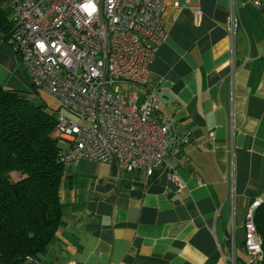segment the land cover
<instances>
[{"label": "crops", "instance_id": "0c3cea01", "mask_svg": "<svg viewBox=\"0 0 264 264\" xmlns=\"http://www.w3.org/2000/svg\"><path fill=\"white\" fill-rule=\"evenodd\" d=\"M229 6L165 0L147 85L156 115L189 141L150 177L121 180L114 164L87 159L69 166L52 264H248L245 214L264 190V0H234L233 43ZM22 69L0 36V84L21 88Z\"/></svg>", "mask_w": 264, "mask_h": 264}, {"label": "built area", "instance_id": "2783aa9c", "mask_svg": "<svg viewBox=\"0 0 264 264\" xmlns=\"http://www.w3.org/2000/svg\"><path fill=\"white\" fill-rule=\"evenodd\" d=\"M6 1L14 23L10 40L31 84L60 103L54 113L59 161L66 166L85 159L111 163L121 180L125 172L142 170L150 177L172 168L166 157L189 136L178 135L172 119L160 120L156 90L147 85L149 64L165 38V0H92L97 11L91 14L84 7L88 0ZM226 27L233 43L238 27L234 0ZM169 176L184 186L176 172ZM262 203L264 190L245 214L248 264H262V240L254 223ZM24 264L43 263L26 257Z\"/></svg>", "mask_w": 264, "mask_h": 264}, {"label": "trees", "instance_id": "16d2710c", "mask_svg": "<svg viewBox=\"0 0 264 264\" xmlns=\"http://www.w3.org/2000/svg\"><path fill=\"white\" fill-rule=\"evenodd\" d=\"M13 24L7 1L0 0L1 38L10 40ZM27 93L0 84V264H24L26 257L52 264L49 251L66 217L61 196L66 165L59 161L54 135L60 108L48 111ZM254 223L264 264V203Z\"/></svg>", "mask_w": 264, "mask_h": 264}, {"label": "rangeland", "instance_id": "374dc122", "mask_svg": "<svg viewBox=\"0 0 264 264\" xmlns=\"http://www.w3.org/2000/svg\"><path fill=\"white\" fill-rule=\"evenodd\" d=\"M22 70H23V69H22ZM23 72H25V71L23 70ZM24 74H25V76H26V78H27V81H26V84H21V88H20V89H21V90H24V91H26V92H28L27 95H28L30 101H31L33 104H36V105H37V104H40V103H44V104L46 105V108H47L48 111H51V112L56 111V110L60 107V103H59V101H58V100H57L52 94L47 93L46 91H43V90H41V89H36V88H34V87L31 85V82H30V79H29L28 74H27L26 72H25ZM62 110H63L65 113L71 115V114L68 113L64 108H62ZM71 116H73V118H74L77 122H79V123H81V124H87V120H86L85 118H83V117L78 118V117H76V116H74V115H71ZM67 168H71V167H69V166H65V168H64L65 174L68 173ZM11 176H12V178H16V177H17V176L14 175V174H12ZM81 182H84V181H82V180H79V181H78V183H81ZM74 183H75V182H74ZM64 192H65V189H62V190H61L62 201H65V200H64V199H65Z\"/></svg>", "mask_w": 264, "mask_h": 264}, {"label": "clouds", "instance_id": "9594fccd", "mask_svg": "<svg viewBox=\"0 0 264 264\" xmlns=\"http://www.w3.org/2000/svg\"><path fill=\"white\" fill-rule=\"evenodd\" d=\"M89 13L97 11L96 5L92 2V0H88V3L84 6ZM39 46V45H38Z\"/></svg>", "mask_w": 264, "mask_h": 264}]
</instances>
